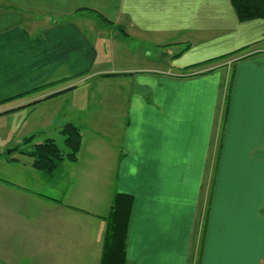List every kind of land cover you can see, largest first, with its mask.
<instances>
[{
	"label": "crops",
	"instance_id": "0c3cea01",
	"mask_svg": "<svg viewBox=\"0 0 264 264\" xmlns=\"http://www.w3.org/2000/svg\"><path fill=\"white\" fill-rule=\"evenodd\" d=\"M2 107L82 134L55 175L6 160L5 264H101L117 196L125 264H264V20L231 0H0Z\"/></svg>",
	"mask_w": 264,
	"mask_h": 264
},
{
	"label": "trees",
	"instance_id": "16d2710c",
	"mask_svg": "<svg viewBox=\"0 0 264 264\" xmlns=\"http://www.w3.org/2000/svg\"><path fill=\"white\" fill-rule=\"evenodd\" d=\"M231 3L240 22L264 20V0H231ZM60 136L64 139L68 154L63 153L53 139L32 145L34 138L25 140V147H19L16 152L31 158L33 167L38 172L46 176L55 175L64 161L75 163L82 148V134L78 127L68 124L62 128ZM130 211V200L117 196L107 218L108 227L101 264H125Z\"/></svg>",
	"mask_w": 264,
	"mask_h": 264
},
{
	"label": "rangeland",
	"instance_id": "374dc122",
	"mask_svg": "<svg viewBox=\"0 0 264 264\" xmlns=\"http://www.w3.org/2000/svg\"><path fill=\"white\" fill-rule=\"evenodd\" d=\"M0 111H2L0 112V178L7 177L13 180L15 174L14 168L12 166H9L6 160L10 157L13 159L19 158L20 153L16 152V150L19 147H25L23 144L25 136L22 134V128L24 126V122L26 121L28 123L29 120H26L27 113L17 112L15 114H5L4 111L6 110H4V107H2ZM34 118H32V120ZM52 137L57 141L56 143L63 151V153L68 154V149L64 145V139L58 134H53ZM36 138L37 139L34 140L32 145L37 144L38 141L44 142L41 135H37ZM61 139L63 140V142ZM10 153L11 155H9ZM21 250L23 256H26L28 254L24 246H22ZM0 252H2V248H0ZM0 264L5 263L0 260Z\"/></svg>",
	"mask_w": 264,
	"mask_h": 264
},
{
	"label": "water",
	"instance_id": "95a60500",
	"mask_svg": "<svg viewBox=\"0 0 264 264\" xmlns=\"http://www.w3.org/2000/svg\"><path fill=\"white\" fill-rule=\"evenodd\" d=\"M9 155H11V153Z\"/></svg>",
	"mask_w": 264,
	"mask_h": 264
}]
</instances>
